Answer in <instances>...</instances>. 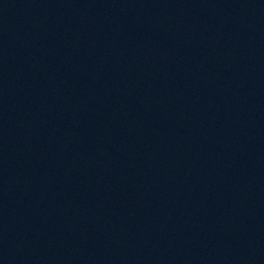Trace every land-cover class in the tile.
<instances>
[{
  "label": "water",
  "instance_id": "water-1",
  "mask_svg": "<svg viewBox=\"0 0 264 264\" xmlns=\"http://www.w3.org/2000/svg\"><path fill=\"white\" fill-rule=\"evenodd\" d=\"M0 264H264V0H0Z\"/></svg>",
  "mask_w": 264,
  "mask_h": 264
}]
</instances>
